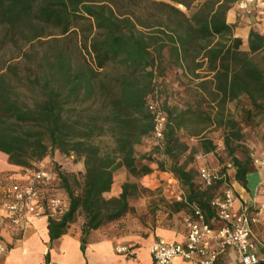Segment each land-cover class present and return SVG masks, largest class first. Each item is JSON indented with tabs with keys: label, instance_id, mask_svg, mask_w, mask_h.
Wrapping results in <instances>:
<instances>
[{
	"label": "trees",
	"instance_id": "16d2710c",
	"mask_svg": "<svg viewBox=\"0 0 264 264\" xmlns=\"http://www.w3.org/2000/svg\"><path fill=\"white\" fill-rule=\"evenodd\" d=\"M235 2L0 0V50L31 49L0 66V154L26 174L41 164L52 169L67 210L48 219L51 241L77 219L83 240L125 219L145 191L137 180L153 171L171 174L183 192L159 205L186 214L197 205L208 222L211 192L222 182L203 188L195 155L215 151L214 129L222 133L220 174L228 181L230 165L246 185L254 165L244 131L264 123V34L250 27L242 48L235 35L242 15L228 21ZM150 95L166 117L161 147L151 137ZM55 155L80 168L63 170ZM120 167L135 181L105 198Z\"/></svg>",
	"mask_w": 264,
	"mask_h": 264
},
{
	"label": "crops",
	"instance_id": "0c3cea01",
	"mask_svg": "<svg viewBox=\"0 0 264 264\" xmlns=\"http://www.w3.org/2000/svg\"><path fill=\"white\" fill-rule=\"evenodd\" d=\"M235 14L239 13L233 7L228 13L231 23ZM241 20V25L246 28V37L250 27L264 34V0H260V6L252 16L242 15ZM208 138L216 149L214 152L200 153L203 158L199 166L204 165L219 171L222 165L217 158V151L222 148V144L210 133ZM78 165L80 168V163ZM0 168L12 167L5 162ZM119 173L123 174V178L118 177ZM226 173L232 195L236 200L234 211L237 213L245 211L251 216H257V221L251 224L249 240L254 245L257 258L264 259V213L256 215L259 206L264 205V168L254 166L253 171L247 175L245 186L234 180V170L230 165H227ZM126 175L125 169L120 167L114 173L110 191L103 196L117 197L121 192V185L126 181ZM157 177L159 180L167 181V186L172 185L171 187L175 189L173 191L175 193L171 192L170 198L181 199L183 192L169 173L153 171L140 180L144 181L142 184L145 186L156 188L162 186V183L155 182ZM220 189H213L210 200L219 196ZM186 215L188 214L184 211L173 212L165 205L157 212L152 222H141L127 216L119 222L91 231L84 240L81 232L82 221L77 219L70 224L64 234L52 241L47 228L49 218H31L24 232H20L19 229H0V243L4 247V251L0 252V264H154L150 246L156 240L162 239L174 244L185 243ZM208 223L213 227L221 224L215 217H211ZM117 245L129 247L133 253L119 254L115 251ZM171 264L195 263L176 257ZM214 264H240V260L235 250L227 247Z\"/></svg>",
	"mask_w": 264,
	"mask_h": 264
},
{
	"label": "built area",
	"instance_id": "2783aa9c",
	"mask_svg": "<svg viewBox=\"0 0 264 264\" xmlns=\"http://www.w3.org/2000/svg\"><path fill=\"white\" fill-rule=\"evenodd\" d=\"M259 6L260 0H236L234 9L240 15L250 17ZM146 108L152 116V140L161 147L166 117L156 95L148 96ZM195 158L200 160L203 156L198 154ZM253 165L264 168V152L260 157L253 158ZM197 176L203 188L211 187L215 181L222 182L219 196L210 200L215 218L221 224L218 227L211 226L205 220L201 208L193 205L191 214L184 217L185 243L156 240L150 246L154 264H171L176 257L195 264H214L227 247L235 250L240 264H264V259L257 258L254 245L249 240L251 224L257 221V216L245 211H234L236 200L224 174L200 165ZM53 182L52 169L41 164L17 182L0 186V229H19L24 232L31 218L60 217L67 210V203L55 192ZM261 213H264V205L259 206L256 215ZM3 251L4 247L0 243V252ZM115 251L119 254L133 253L129 247L119 245L115 246Z\"/></svg>",
	"mask_w": 264,
	"mask_h": 264
},
{
	"label": "rangeland",
	"instance_id": "374dc122",
	"mask_svg": "<svg viewBox=\"0 0 264 264\" xmlns=\"http://www.w3.org/2000/svg\"><path fill=\"white\" fill-rule=\"evenodd\" d=\"M157 1V0H156ZM147 6V5H145ZM228 21H231V18L228 17ZM242 22L238 25L235 29V35L240 37L243 41L242 48L246 49V28L241 25ZM38 48L44 49L46 48L45 43L38 45ZM29 45H7L2 50H0V66L8 63V62H15L20 60L19 55L21 51L29 50ZM31 50V49H30ZM228 109L234 113L235 116L238 117V111L235 110V104L229 103ZM244 133L246 134V145L249 148L250 152L252 153V157H260L264 152V123L255 129H245ZM212 137L221 141L222 144V133L220 129H214L210 131ZM192 140V139H191ZM189 140V141H191ZM193 141V140H192ZM150 149V145L148 143L143 145L137 151L138 153H143ZM222 153V148L217 151V154ZM198 155V154H197ZM196 156V155H195ZM223 156V154H222ZM6 158L0 154V167L5 164ZM202 159L198 160L195 158L196 161V168H198L199 163ZM54 162L58 163L63 170L65 171H77L78 170V163L74 161L73 157H62L55 155ZM127 173V172H126ZM26 175L25 172L17 170L16 168H9V169H1L0 168V186H5L10 184L11 182H17L19 179ZM118 177L123 178V174L119 173ZM141 179V178H140ZM137 180V183L140 185L142 189L145 191L142 192L138 197L131 200V205L133 208V212L128 215L130 219L135 218L141 222H152V219L155 217L159 210H162L161 205L157 203L160 198H164L166 201L170 200L171 192L175 193L174 188L172 185L167 186L168 183L165 180H159L156 178V183H162V186L156 188H149L145 186L144 181ZM135 181L133 178L129 177L128 174L126 175V181ZM164 183V184H163ZM180 188V187H179ZM181 189V188H180Z\"/></svg>",
	"mask_w": 264,
	"mask_h": 264
}]
</instances>
